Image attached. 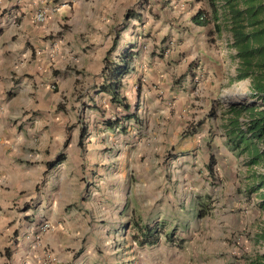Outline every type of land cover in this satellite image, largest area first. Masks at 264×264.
Listing matches in <instances>:
<instances>
[{"label": "rangeland", "instance_id": "rangeland-1", "mask_svg": "<svg viewBox=\"0 0 264 264\" xmlns=\"http://www.w3.org/2000/svg\"><path fill=\"white\" fill-rule=\"evenodd\" d=\"M41 2L43 5L38 12L44 17L42 24L51 17L49 7L54 9L65 5L63 10L66 9V15H71L70 8L75 7L78 10L76 25L82 21V8H87L92 24L96 22L105 25L106 51L115 39L112 55L120 45L130 41L138 42L141 55L145 51L141 48H146L143 44L149 40L151 56L164 55L169 58L172 71L170 81L167 82V86H170L168 91L180 90L181 83L185 81V67L180 69V60L185 57L187 50L182 44L184 39L189 36L187 39L192 40L193 48L202 45V31L189 32V25L195 10L198 7L206 8L205 0ZM129 13L137 14L139 20L127 16ZM48 34L50 36L51 31ZM231 63L229 58V66ZM198 64L194 58L189 65L205 68V62ZM191 76L185 88L188 92L184 93V89L180 95H186L184 107L179 109L173 106L169 115L163 117L167 123L177 121L178 139L171 144L166 139L161 144L156 143L157 152L154 154H137L136 157L134 154H126L122 160L121 157L117 158L119 162L109 159L110 154H106L107 161L101 158L106 149L108 152L114 150L113 144L118 146L117 150L122 149V145L127 146L128 150L136 146L143 119L138 118L132 108H129L128 113L136 117V122L133 118L126 119L119 107L117 112H109L97 106L96 117L93 111L91 114L75 112L74 123L64 129V138H75V154H80L84 163L80 174L76 175V184L85 183L90 194L94 195L87 202L85 211H82L87 215L86 221L81 222L77 229L69 225L66 264H248L250 259L264 253V210L255 205L259 202L257 194L263 192L264 188L257 192H244L251 180L243 157H235L225 149L218 119L208 116L211 112H215V116L219 114L220 110L214 105L217 99L223 105L243 102L245 86L230 80L229 83H218V87L213 88L215 84L207 81L205 73L200 70ZM166 96L174 97L164 94V100ZM120 110L123 114H120ZM157 113L150 112L147 121L160 122L161 114L157 116ZM114 119L120 124L114 127L105 125L106 121ZM82 134L84 137L81 138ZM118 138H121L120 145ZM195 143L201 145L204 153L200 154L197 150L198 154H195L193 150L184 149L183 145L190 144L192 147ZM169 145L171 149H168ZM158 147L162 148V154ZM209 150L212 154H208ZM210 156L215 164L208 172L206 166ZM133 161L136 164L128 169L127 163L129 165ZM99 162L103 164L101 170L97 168ZM259 170L264 171L263 168ZM197 197L211 200L212 209L206 216L199 217L195 212L193 203ZM136 221L149 226L162 224L155 245L139 247L132 242ZM0 237V264H12L8 259L12 253V237L8 240L3 239L2 235ZM38 250L46 253L44 247ZM29 257L31 255L24 256L27 258L25 264H28Z\"/></svg>", "mask_w": 264, "mask_h": 264}, {"label": "crops", "instance_id": "crops-1", "mask_svg": "<svg viewBox=\"0 0 264 264\" xmlns=\"http://www.w3.org/2000/svg\"><path fill=\"white\" fill-rule=\"evenodd\" d=\"M42 5L41 0H0V235L5 240L12 237V253L8 256L12 264H25L26 254L31 255L28 264L68 262L65 248L69 225L77 229L86 221L87 215L82 211L94 193L90 194L85 183L76 184V175L80 174L84 163L81 155L75 154V138H64V129L74 123L75 112L91 114L93 111L96 117L97 106L109 112L119 110L110 105L106 94L97 92L107 47L105 25L92 24L89 21L91 14L85 7L80 17L82 21L76 25L78 10L71 7V15H66L65 5L49 7L51 17L45 24L38 23L34 16ZM211 27L189 25V32L202 31L200 37L203 40L202 45L195 48L191 45L192 40L187 39L189 36L182 43L187 50L180 60V69L185 67L186 82L181 83L180 90L168 91L167 82L172 71L169 58L151 56L149 40L143 44L146 48H141L145 50L141 55L138 42L132 41L120 45L114 52L117 55L127 49L134 54L130 73L122 80L120 95L143 121L134 149L128 150L122 145V149L117 150L118 146L113 144L116 149L108 152L104 143L102 147L106 150L102 156L99 154L104 161H107L106 154L117 162V158L122 160L126 154H134V157L154 154L156 143L161 144L165 139L168 144L175 142L178 139L177 121L167 123L163 117L169 115L173 106L184 107L186 95H180L194 73L199 70L205 73L206 80L215 84L213 88H217L218 83L233 80L235 60L230 38L224 32L211 33ZM194 58L198 65L205 62V68L189 65ZM237 83L246 85L245 81ZM164 94L174 97L166 96L164 100ZM171 99L174 101L170 102ZM149 111H158L156 115L161 114L162 120L147 121ZM118 139L120 145L121 138ZM170 146L168 149L172 148ZM183 146L195 154H198L197 150L204 153L199 144ZM158 150L162 154V148L158 147ZM211 151L208 154H212ZM59 155L63 157L62 161L47 167ZM135 164L127 163V168ZM98 165L101 170L103 164L99 162ZM42 223L49 225L44 233L40 232ZM40 247H44L45 254L38 250Z\"/></svg>", "mask_w": 264, "mask_h": 264}, {"label": "trees", "instance_id": "trees-1", "mask_svg": "<svg viewBox=\"0 0 264 264\" xmlns=\"http://www.w3.org/2000/svg\"><path fill=\"white\" fill-rule=\"evenodd\" d=\"M199 2L201 0H193ZM205 7H198L190 21L194 26L211 25V33H226L234 50L235 60L233 81H245V100L223 105L219 99L214 102L220 110L215 116H208L219 121L223 145L235 157H243L244 165L249 170L251 180L246 193L257 192L264 188V0H205ZM133 19H139L135 13H129ZM113 38L111 48L102 59L100 69L101 84L97 92L106 94L108 102L119 107L126 119H137L128 113L129 105L120 95L122 80L130 73V63L134 54L127 49L112 55L115 48ZM120 124L117 119L106 121L105 125L114 127ZM83 133V131H81ZM193 134V132H190ZM83 134L81 135V138ZM63 157L57 156L47 167L61 162ZM215 162L209 157L207 171H211ZM259 202L256 207L264 210V191L257 194ZM197 216H206L212 209L211 200L197 197L193 203ZM162 224L149 226L135 222L132 242L139 247L153 246L157 243ZM167 235V234H166ZM248 264H264V253L250 259Z\"/></svg>", "mask_w": 264, "mask_h": 264}, {"label": "built area", "instance_id": "built-area-1", "mask_svg": "<svg viewBox=\"0 0 264 264\" xmlns=\"http://www.w3.org/2000/svg\"><path fill=\"white\" fill-rule=\"evenodd\" d=\"M34 20L38 23H42L44 20V17L41 13H37L34 16ZM39 227H40V232H42V233L46 232L49 229V225L47 223H42ZM37 239L38 238L36 237V241H37Z\"/></svg>", "mask_w": 264, "mask_h": 264}]
</instances>
